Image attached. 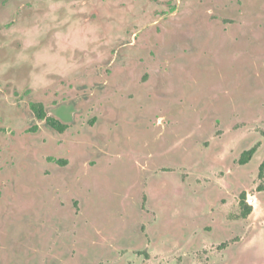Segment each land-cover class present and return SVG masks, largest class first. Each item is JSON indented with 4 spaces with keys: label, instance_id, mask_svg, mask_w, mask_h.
I'll use <instances>...</instances> for the list:
<instances>
[{
    "label": "rangeland",
    "instance_id": "1",
    "mask_svg": "<svg viewBox=\"0 0 264 264\" xmlns=\"http://www.w3.org/2000/svg\"><path fill=\"white\" fill-rule=\"evenodd\" d=\"M263 159L264 0H0V264H264Z\"/></svg>",
    "mask_w": 264,
    "mask_h": 264
},
{
    "label": "trees",
    "instance_id": "2",
    "mask_svg": "<svg viewBox=\"0 0 264 264\" xmlns=\"http://www.w3.org/2000/svg\"><path fill=\"white\" fill-rule=\"evenodd\" d=\"M31 108L33 112L35 113L37 119L39 120H45L53 129L57 130L58 132L62 133L66 129L65 125L60 124L58 121L47 117L45 110L41 104H32ZM259 145L256 144L255 146L251 147L248 150H245L240 155V158L238 159L237 163L240 166H244L248 164L253 156L256 154L258 150ZM258 179L260 181L264 180V159L262 160L259 169H258ZM259 188L261 189L262 186L260 185ZM239 206H240V217L241 218H247L253 211L252 206H249L246 202V193L243 192L240 195L239 198Z\"/></svg>",
    "mask_w": 264,
    "mask_h": 264
},
{
    "label": "flooded vegetation",
    "instance_id": "3",
    "mask_svg": "<svg viewBox=\"0 0 264 264\" xmlns=\"http://www.w3.org/2000/svg\"><path fill=\"white\" fill-rule=\"evenodd\" d=\"M32 104H41V103H31V104H30V109H31L32 113L34 114L35 118L37 119L35 113L33 112L32 108H31V105H32ZM41 105H42V104H41ZM42 106H43V105H42ZM43 108H44V106H43ZM44 110H45V109H44ZM63 112H67V111H64V110H63ZM63 112L60 113L62 118L60 117V118L56 119V118H54V117H51V116L45 111L47 117L52 118V119L58 121L60 124L66 126V129L64 130V132H65V131L69 128V126H68V124H67V121H66L68 116L64 115ZM59 119H60V120H59ZM37 120H39V119H37ZM64 120H65V121H64ZM39 121L44 122L48 128H50V129H51L52 131H54V132H57L58 134H63V133H64V132L60 133V132H58L57 130L53 129V128H52V127H51V126L45 121V120H39ZM35 129H36V128H34L33 130L35 131ZM60 163H61V162H60Z\"/></svg>",
    "mask_w": 264,
    "mask_h": 264
}]
</instances>
